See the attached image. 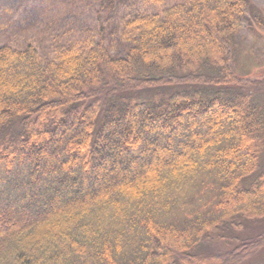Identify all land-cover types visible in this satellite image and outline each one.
<instances>
[{
  "label": "trees",
  "instance_id": "16d2710c",
  "mask_svg": "<svg viewBox=\"0 0 264 264\" xmlns=\"http://www.w3.org/2000/svg\"><path fill=\"white\" fill-rule=\"evenodd\" d=\"M42 1L35 20L13 27V37L42 35V25L57 24L81 3L92 7L89 1L99 5L95 13L104 23L79 48L69 45L50 61L32 45H0V215L19 218L0 227V264H241L264 248V232L233 235L264 221V170L257 171L264 80H241L229 66L250 0H172L187 2L146 17L138 5L166 0ZM117 9L132 17L121 20L122 31L132 22L138 29L122 35L123 55L113 56L105 15ZM5 68L14 70L2 74ZM72 119L84 129L77 143L68 131ZM147 134L163 145L166 137H190L194 152L156 166L149 182L86 194L55 210L80 191L70 174L85 177L97 158L100 166L137 153ZM31 159L36 174L25 168ZM55 179L59 184L48 187ZM17 180L25 189L14 194ZM49 193L60 197L50 200L52 213H22L33 198L44 205ZM213 240L230 249L197 252Z\"/></svg>",
  "mask_w": 264,
  "mask_h": 264
},
{
  "label": "rangeland",
  "instance_id": "374dc122",
  "mask_svg": "<svg viewBox=\"0 0 264 264\" xmlns=\"http://www.w3.org/2000/svg\"><path fill=\"white\" fill-rule=\"evenodd\" d=\"M89 2H92V7H89L90 5H82L81 3V6H78L73 14H69L66 18L60 20L59 22L57 21V24L51 27L46 26V23L45 25H42L40 27L41 32H43L42 35L40 34L39 36L34 37L33 33L30 32V34L27 35L29 36L27 38L19 34H16L15 37H13V27L14 29H18L20 26H23V23H30L34 21L36 16L39 15L38 11L45 1L0 0V45H10L15 49H23L27 45H32L43 56V58L48 61L54 60L57 55L62 51L64 52L69 45H72L73 49H77L79 48L80 43L85 41L88 35H94V27H98L102 22L104 23L102 15L101 19L98 20L97 14L95 13V10L99 7V5H97L94 1ZM184 2L187 1L166 0L162 3H158L156 1H144V5L140 4L138 7H141L140 13L146 17L148 16L147 14L150 15L158 13L164 6ZM135 4H137V2ZM66 10L68 11L69 9L66 8ZM122 15H124V13L120 9L115 10L114 15L110 14L111 17L109 15L107 16V14L105 15L107 19L110 18V20L107 21V25L110 30L109 33H111L109 34V37L111 40H114L112 44L114 48L112 47L113 49L111 50L113 56L123 55V45L121 43L124 40L121 39L122 35H127L126 33H128L132 36L136 32V29H138V24H136L137 22H132L128 28L125 29V31H122L123 28L121 20L127 22L132 18H123ZM61 17L62 16H60V18ZM247 17L248 21L243 23V28L236 36L235 43L232 46V55L229 64L230 70L233 75L244 81L264 80V0H250ZM17 29L15 31H17ZM116 29L119 31L116 32ZM190 35L192 36L190 33L185 34L187 37H190ZM208 37L210 43L213 42L209 34ZM196 42H198L201 46V42ZM200 49L202 51L203 47ZM13 70V68H5L2 74L10 75ZM212 120L213 118H209L206 125L212 124ZM71 122L72 125L68 127V131L75 134L76 138H74L75 140L73 142L77 143L82 141V134L84 130L83 125H73V123H75V120L73 119ZM197 126H200V124ZM149 135L150 134L144 136V144L135 154L126 152L123 153V157L120 159H112V157L109 159V157L107 158L109 161L100 166L97 162V157L100 158V154L92 156L93 158H97L95 160L96 165L95 168L93 167V169L89 171L85 177L79 172L68 176V180L74 181L75 186L80 190L79 193L75 194L73 192H69V194L67 193L68 196H65L67 194L60 192V195L65 196V200L62 207H55V210L60 211L61 209L63 210V208L72 206V204L83 201L86 198V194L90 197L98 196L101 191L102 193L106 192L107 194V192L109 193V190L111 189L123 186V184H133L140 178H146V181L148 180L149 182V179L151 178L147 177V173H151L156 166L163 163L169 165L170 163H174V161L180 160L185 156L191 157L194 152V142L190 139V137L183 141L175 140V138H171V136L166 137V142L163 145L153 139L157 135H151L152 138H150L151 136ZM207 136H209V134H207ZM64 150L65 149L61 151V155L65 154ZM50 159L54 160L55 155L51 154ZM44 160L42 161L45 165L47 161ZM60 160H62V158H60ZM83 160L84 157L80 159V162ZM75 161L79 162V159L76 158ZM126 166H128V168L124 170L123 168ZM25 168L29 170V173L33 172L36 174L39 172L38 167L35 166V162H33L32 159L28 162ZM192 168H194L193 163ZM262 170H264V152L257 171ZM206 171L207 175L210 177V170L206 169ZM91 180L95 182V189L91 187ZM18 181L19 180L15 181L16 185L13 189L14 194L21 193L23 191L22 188L25 189L24 186H22V188L20 187ZM54 181L55 182L53 184L48 183V187H53L55 184H59L60 182L59 179H55ZM48 195V198H45V203L42 206L38 205L39 199L37 200V197L33 198V204L27 206V209H22V213L26 212L27 214H30V216H36L41 213H52L54 207H52L50 200L52 201V198L53 200L54 198L56 199L58 195H54L53 193H49ZM6 199L8 200V197ZM206 207L210 208V206ZM18 209L21 211L20 207ZM17 218V213L14 215L12 214L11 216L1 217L0 215V227L7 228L12 226L14 222H17ZM262 232H264V221L249 222L242 231H234L233 235L236 239H239L237 236L247 239ZM221 243L222 242L214 240L201 242L197 247V252L200 254H213L218 251L230 249L225 248L226 246L222 245L224 243ZM237 244L239 243H236V245ZM118 250L120 251L121 248H118ZM241 264H264V248L256 252Z\"/></svg>",
  "mask_w": 264,
  "mask_h": 264
}]
</instances>
